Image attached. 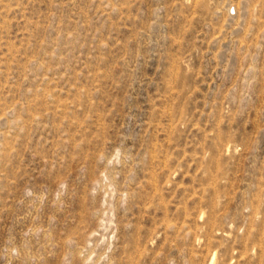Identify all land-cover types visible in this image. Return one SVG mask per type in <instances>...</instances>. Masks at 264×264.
<instances>
[{"label":"rangeland","instance_id":"rangeland-1","mask_svg":"<svg viewBox=\"0 0 264 264\" xmlns=\"http://www.w3.org/2000/svg\"><path fill=\"white\" fill-rule=\"evenodd\" d=\"M0 264H264V0H0Z\"/></svg>","mask_w":264,"mask_h":264}]
</instances>
